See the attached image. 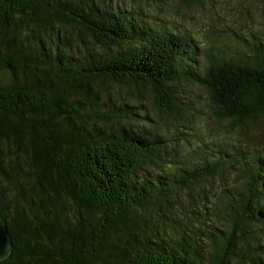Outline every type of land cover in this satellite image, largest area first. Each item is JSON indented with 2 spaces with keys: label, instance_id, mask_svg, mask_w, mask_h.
Returning a JSON list of instances; mask_svg holds the SVG:
<instances>
[{
  "label": "trees",
  "instance_id": "trees-1",
  "mask_svg": "<svg viewBox=\"0 0 264 264\" xmlns=\"http://www.w3.org/2000/svg\"><path fill=\"white\" fill-rule=\"evenodd\" d=\"M133 2L0 0V264H264V27L203 48Z\"/></svg>",
  "mask_w": 264,
  "mask_h": 264
},
{
  "label": "rangeland",
  "instance_id": "rangeland-1",
  "mask_svg": "<svg viewBox=\"0 0 264 264\" xmlns=\"http://www.w3.org/2000/svg\"><path fill=\"white\" fill-rule=\"evenodd\" d=\"M133 1L139 5L145 19L170 29L187 31L199 40L203 48L209 45L232 46L237 34L264 27V0H198L192 4L181 0H128V4H134ZM112 91L113 94H121L129 103L144 105L143 112L161 130H175L174 119L159 113L148 94L139 101L131 96L132 93L125 86H115ZM180 95L184 106L190 112L197 113L194 116L197 121L195 127L201 128L207 135L224 133L223 126L211 115L204 91L185 87ZM154 122L151 124L154 125ZM259 125L258 129L264 134V121Z\"/></svg>",
  "mask_w": 264,
  "mask_h": 264
},
{
  "label": "water",
  "instance_id": "water-1",
  "mask_svg": "<svg viewBox=\"0 0 264 264\" xmlns=\"http://www.w3.org/2000/svg\"><path fill=\"white\" fill-rule=\"evenodd\" d=\"M12 245V237L7 222L0 214V261L10 254Z\"/></svg>",
  "mask_w": 264,
  "mask_h": 264
}]
</instances>
